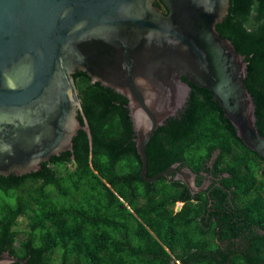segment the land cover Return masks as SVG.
<instances>
[{"label": "trees", "instance_id": "16d2710c", "mask_svg": "<svg viewBox=\"0 0 264 264\" xmlns=\"http://www.w3.org/2000/svg\"><path fill=\"white\" fill-rule=\"evenodd\" d=\"M216 28L244 56L243 81L255 105V126L264 136V0H230ZM73 77L91 152L80 128L72 140L73 160L65 151L35 172L0 175V253L29 264H264V233L253 231L248 248L236 251L230 237L240 235L239 222L221 215L204 223L205 194L199 192L201 202H192L180 180H143L127 99L92 83L85 72ZM189 85L179 114L159 126L146 146L147 177L175 163L194 174L206 172L219 149L224 158L219 171L229 174L220 182L234 185L232 198L247 197L238 213L264 228V160L242 145L212 94ZM77 118L83 124L80 112ZM214 167L217 172V158ZM208 190L213 197L217 185ZM175 201L183 202L177 211ZM18 217L27 225L20 238L14 228Z\"/></svg>", "mask_w": 264, "mask_h": 264}, {"label": "water", "instance_id": "95a60500", "mask_svg": "<svg viewBox=\"0 0 264 264\" xmlns=\"http://www.w3.org/2000/svg\"><path fill=\"white\" fill-rule=\"evenodd\" d=\"M229 4L0 0V175L35 172L65 151L73 160L72 140L80 128L87 133L91 152L76 71L127 99L140 177L147 182L173 175L190 191L203 188L178 163L146 175V146L159 126L179 114L189 83L212 94L242 145L264 159V136L255 126V105L243 81L246 61L216 28ZM12 262L29 264L7 251L0 253V264Z\"/></svg>", "mask_w": 264, "mask_h": 264}, {"label": "flooded vegetation", "instance_id": "af4514ba", "mask_svg": "<svg viewBox=\"0 0 264 264\" xmlns=\"http://www.w3.org/2000/svg\"><path fill=\"white\" fill-rule=\"evenodd\" d=\"M219 155H220V150L217 149L216 153H214L213 156L210 157V159L207 162L206 172L202 170V171H199L197 174L193 173L195 175L194 183L195 181L199 180L196 186L197 187L203 186V188L200 190H195V191H190V189L188 188L189 196H190L189 200L192 202H201V200L199 199V195H198L199 192H202L208 197L207 198L208 200L206 201V204H205L206 210L204 211V218H202L204 223H207L209 220H215V219L218 220V218H220L221 215L231 216V219L234 224H236L235 221L239 222V225H240L239 230H242V231H240L239 236L230 237V240L234 242V248L236 249V251H244L245 248H248L247 243L252 242L253 231L256 234H263L264 228H261L258 225L251 223L250 220H248V218H246V216L243 215V212L240 211L238 213V207L241 206V203L247 197L241 196V197L232 198L231 190H234L235 188L234 185H231L230 187H226L222 185V183L220 182L221 179L228 178L229 174L223 171H219L221 170L222 164L224 163V160H223L224 158L223 157L219 158ZM216 158H217V172L214 167ZM171 178H173V175L171 176ZM212 183H215L217 185V191L214 192L213 197H210L208 196L209 195L208 187L212 185ZM224 192L227 193L226 197L223 196ZM182 203L183 202L181 201H175L174 210H175V205L179 206L180 208ZM218 226L216 228L217 231L219 230ZM246 226H249L251 229L246 228ZM204 227L206 229L209 228L207 225H204ZM220 245L221 247H226L227 242L225 241L221 243ZM231 249H233V247ZM175 263L180 264L178 260L175 261Z\"/></svg>", "mask_w": 264, "mask_h": 264}, {"label": "rangeland", "instance_id": "374dc122", "mask_svg": "<svg viewBox=\"0 0 264 264\" xmlns=\"http://www.w3.org/2000/svg\"><path fill=\"white\" fill-rule=\"evenodd\" d=\"M125 204V203H124ZM177 205H175V208H176ZM16 225H15V229H17L18 231V234H17V237H23L24 236V233H23V230L24 229H27V225H26V219L22 218V217H18L16 219ZM56 255L57 253L54 254V257H55V261H56Z\"/></svg>", "mask_w": 264, "mask_h": 264}]
</instances>
